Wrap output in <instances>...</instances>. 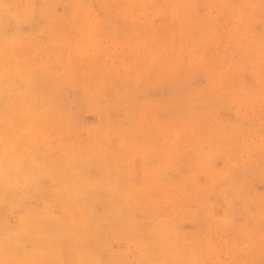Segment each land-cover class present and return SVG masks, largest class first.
<instances>
[{"label": "rangeland", "instance_id": "rangeland-1", "mask_svg": "<svg viewBox=\"0 0 264 264\" xmlns=\"http://www.w3.org/2000/svg\"><path fill=\"white\" fill-rule=\"evenodd\" d=\"M0 220V264H264V0H0Z\"/></svg>", "mask_w": 264, "mask_h": 264}, {"label": "bare ground", "instance_id": "bare-ground-1", "mask_svg": "<svg viewBox=\"0 0 264 264\" xmlns=\"http://www.w3.org/2000/svg\"><path fill=\"white\" fill-rule=\"evenodd\" d=\"M20 2V1H19ZM15 4V3H14ZM18 4V3H17ZM54 13V12H53ZM101 22V21H100ZM103 23V22H102ZM188 23V22H187ZM99 24V23H98ZM51 26V25H50ZM36 29V28H35ZM11 39V38H10ZM36 46V45H35ZM6 67V66H5ZM8 69V68H7ZM39 69V68H38ZM39 71V70H38ZM80 74V73H79ZM2 78V77H1ZM29 78V77H28ZM80 84V83H79ZM117 85V84H116ZM55 86V85H54ZM112 87V86H111ZM54 90V89H53ZM41 94V93H40ZM100 95V94H99ZM37 97V96H36ZM25 106V105H24ZM92 107V106H91ZM74 119V118H73ZM11 123V122H10ZM79 125V124H78ZM100 125V124H99ZM61 126V125H60ZM34 128V127H33ZM86 128V127H85ZM84 128V129H85ZM36 130V129H35ZM65 135V134H64ZM38 137V136H37ZM101 143V142H100ZM15 151V150H14ZM22 154V153H21ZM10 155V154H9ZM10 163V162H9ZM71 164V163H70ZM31 171V170H30ZM70 173V172H69ZM32 175V174H31ZM69 176V175H68ZM7 179V178H6ZM62 179V178H61ZM100 179V178H99ZM73 180V179H72ZM117 185V184H116ZM199 188V187H198ZM160 189V188H159ZM76 190V189H75ZM74 191V190H73ZM162 193V192H161ZM206 195V194H205ZM122 199V198H121ZM159 200V199H158ZM162 202V201H161ZM161 205V204H160ZM171 206V205H170ZM169 206V207H170ZM68 207V206H67ZM166 207V206H165ZM41 211V210H40ZM117 211V210H116ZM65 218V217H64ZM88 218V217H87ZM108 219V218H107ZM1 221V220H0ZM146 223V222H145ZM118 224V223H117ZM67 227V226H66ZM100 231V230H99ZM153 231V230H152ZM69 233V232H68ZM93 234V233H92ZM57 236V235H56ZM119 237V236H118ZM27 238V237H26ZM94 238V237H93ZM51 241V240H50ZM95 241V240H94ZM93 241V242H94ZM14 242V241H13ZM32 245V244H31ZM21 246V245H20ZM29 250V249H28ZM31 250V249H30ZM126 250H127V248H126ZM74 252V251H73ZM101 254V253H100ZM13 255V254H12ZM83 255V254H82ZM93 256H95V255H93ZM85 264H86V262H85Z\"/></svg>", "mask_w": 264, "mask_h": 264}]
</instances>
